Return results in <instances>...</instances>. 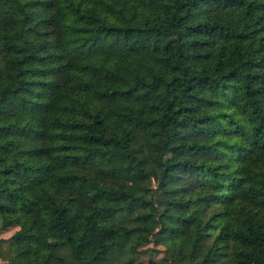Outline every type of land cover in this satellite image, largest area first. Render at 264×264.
I'll use <instances>...</instances> for the list:
<instances>
[{
    "label": "trees",
    "instance_id": "obj_1",
    "mask_svg": "<svg viewBox=\"0 0 264 264\" xmlns=\"http://www.w3.org/2000/svg\"><path fill=\"white\" fill-rule=\"evenodd\" d=\"M10 228L0 264H264V0H0Z\"/></svg>",
    "mask_w": 264,
    "mask_h": 264
},
{
    "label": "rangeland",
    "instance_id": "obj_2",
    "mask_svg": "<svg viewBox=\"0 0 264 264\" xmlns=\"http://www.w3.org/2000/svg\"><path fill=\"white\" fill-rule=\"evenodd\" d=\"M12 231H13V228L0 231V238H6ZM163 248H164V245L162 244L160 236H158L157 234L152 235L150 237L149 242H147L142 248L139 249V254H138L139 256L137 257V260L135 261V263L136 264H147V260L152 259L161 264H165V262L162 261V259H160L162 258L161 256L163 255ZM111 261L114 264H120V261L116 256L111 258Z\"/></svg>",
    "mask_w": 264,
    "mask_h": 264
}]
</instances>
